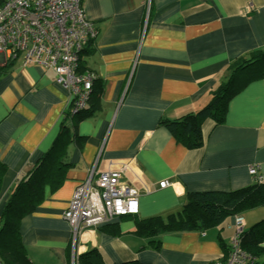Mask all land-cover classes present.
<instances>
[{
    "label": "crops",
    "instance_id": "obj_1",
    "mask_svg": "<svg viewBox=\"0 0 264 264\" xmlns=\"http://www.w3.org/2000/svg\"><path fill=\"white\" fill-rule=\"evenodd\" d=\"M83 4L99 35L82 65L103 91L76 126L65 117L70 92L53 69L20 60L5 66L0 56V162L7 166L0 213L17 182L32 175L40 201L21 219L20 233L37 264H80L92 249L107 264H216L229 253L239 215L204 230L145 235L138 228L156 217L168 222L191 192L257 182L252 166L264 182V65L240 72L242 87L223 122L203 120L202 146L187 147L164 122L200 110L234 60L264 48V0ZM93 168L120 171L121 182L140 191V210L75 236L64 213ZM165 179L171 184L160 187ZM263 207L242 213L245 229L264 219Z\"/></svg>",
    "mask_w": 264,
    "mask_h": 264
},
{
    "label": "built area",
    "instance_id": "obj_2",
    "mask_svg": "<svg viewBox=\"0 0 264 264\" xmlns=\"http://www.w3.org/2000/svg\"><path fill=\"white\" fill-rule=\"evenodd\" d=\"M99 35L88 17L83 0H0V56L3 62L20 60L53 69L57 81L70 92L73 112L88 104L92 85L98 75L81 72V53ZM259 166L250 172L262 182ZM121 172L93 168L75 189L64 213L73 234L111 222L117 217L135 215L140 210V191L121 182ZM170 180L159 182L160 187ZM244 219L237 217V230L228 255L216 264H249L251 255L241 246Z\"/></svg>",
    "mask_w": 264,
    "mask_h": 264
},
{
    "label": "trees",
    "instance_id": "obj_3",
    "mask_svg": "<svg viewBox=\"0 0 264 264\" xmlns=\"http://www.w3.org/2000/svg\"><path fill=\"white\" fill-rule=\"evenodd\" d=\"M86 49L87 47L81 53V72L89 70L84 69L85 66L82 65L83 54ZM13 63L14 61L10 60L5 66ZM254 64L264 65V48L252 52L249 57L234 60L230 65L229 78L212 92L210 101L200 110L186 113L174 120H165L164 122L174 136L189 148L202 146L204 140L201 124L203 120L208 117L213 118L218 123L225 120L230 100L242 87L239 79L240 72ZM99 79V76L94 79L88 104L83 110L74 113L72 106L68 108L65 117L66 119H74V125L92 112L95 97L99 100L103 91ZM65 128L68 127L65 125ZM67 137H69L68 132L63 130L59 141L66 143ZM6 171L7 166L0 162V190ZM32 177V175H28L17 182L12 196L0 213L1 264H37L30 259L20 233L21 219L34 211L40 201L38 198L36 199L37 187L31 181ZM37 185L41 186L42 184L38 183ZM260 206H264V182H255L233 191L191 192L183 209L177 214L171 215L168 222H165L161 217L152 218L146 223H140L138 232L145 235H157L169 230H204L222 223L229 216L234 214L242 216L245 211ZM241 246L252 256L249 264H264V219L250 229H244L241 235ZM79 263L107 264L96 249L81 254ZM113 264L146 263L133 260Z\"/></svg>",
    "mask_w": 264,
    "mask_h": 264
},
{
    "label": "rangeland",
    "instance_id": "obj_4",
    "mask_svg": "<svg viewBox=\"0 0 264 264\" xmlns=\"http://www.w3.org/2000/svg\"><path fill=\"white\" fill-rule=\"evenodd\" d=\"M86 71H90V70H84V72H86ZM92 71V70H91ZM263 209H264V207H263Z\"/></svg>",
    "mask_w": 264,
    "mask_h": 264
}]
</instances>
